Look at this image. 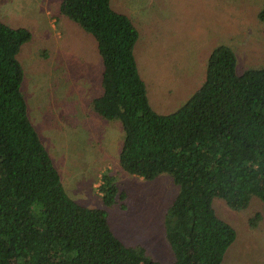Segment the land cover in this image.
<instances>
[{"label":"trees","instance_id":"1","mask_svg":"<svg viewBox=\"0 0 264 264\" xmlns=\"http://www.w3.org/2000/svg\"><path fill=\"white\" fill-rule=\"evenodd\" d=\"M58 10L96 43L101 93L92 109L121 124L120 169L145 181L167 174L178 187L164 220L168 264H223L237 233L218 217L214 199L234 211L259 201L263 213L244 224L250 231L264 218V68L238 74L235 53L218 45L202 85L177 110L159 114L134 55L139 32L131 19L110 0H61ZM257 19L264 23V6ZM30 40L25 28L0 21V264H162L141 245L124 246L104 209L66 193L27 113L17 56ZM97 191L104 207L126 209L110 173Z\"/></svg>","mask_w":264,"mask_h":264},{"label":"rangeland","instance_id":"2","mask_svg":"<svg viewBox=\"0 0 264 264\" xmlns=\"http://www.w3.org/2000/svg\"><path fill=\"white\" fill-rule=\"evenodd\" d=\"M60 2L0 0V21L31 34L17 56L29 120L68 196L84 207L104 209L124 246L141 245L151 259L171 263L164 220L178 187L167 174L145 181L120 169L121 124L101 119L92 109V100L101 93L96 43L59 14ZM110 4L139 32L134 55L150 106L159 114L177 110L202 85L206 60L218 45L235 53L238 74L264 68V23L257 19L264 0H110ZM103 173L113 175L125 191V210L103 206L97 191ZM258 202L252 199L245 210L234 211L214 199L218 217L237 233L223 264H264V218L254 231L244 226L254 212L263 213Z\"/></svg>","mask_w":264,"mask_h":264}]
</instances>
